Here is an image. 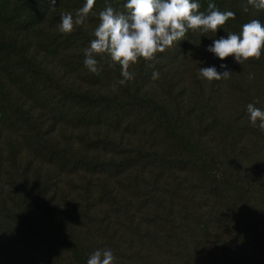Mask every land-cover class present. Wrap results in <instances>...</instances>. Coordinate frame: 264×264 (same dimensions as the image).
<instances>
[{
  "label": "trees",
  "instance_id": "trees-1",
  "mask_svg": "<svg viewBox=\"0 0 264 264\" xmlns=\"http://www.w3.org/2000/svg\"><path fill=\"white\" fill-rule=\"evenodd\" d=\"M193 2L235 19L189 29L120 84L119 63L94 54L93 73L84 50L99 12L127 0H95L71 33L60 16L86 0H0V264H87L98 249L114 264H264V131L247 113L264 110V51L242 65L207 51L264 9ZM221 64L230 78L200 77Z\"/></svg>",
  "mask_w": 264,
  "mask_h": 264
},
{
  "label": "clouds",
  "instance_id": "clouds-1",
  "mask_svg": "<svg viewBox=\"0 0 264 264\" xmlns=\"http://www.w3.org/2000/svg\"><path fill=\"white\" fill-rule=\"evenodd\" d=\"M50 2V8L54 7L56 0ZM247 3L264 9V0H247ZM94 4L95 0H86L85 5L77 10L75 18L71 12L62 13L60 32L71 33L75 26L83 25ZM199 7V3L193 0H127L124 5L126 12L117 11L111 5L106 6L98 14L100 22L93 33L95 38L84 50L85 67L99 74L94 54L107 53L113 62L121 65L124 79L119 83L124 84L134 78L128 70L131 64L141 58L152 60L157 52H164L175 41L182 40L189 29L216 33L230 18L235 19L233 11H220L211 3L207 15L198 11ZM244 11H248L247 6ZM207 51L214 53L220 60L231 56L241 65L249 59L258 60L264 51V24L253 19L243 24L238 34L227 32L226 38L214 40ZM220 68L225 71L218 72L216 67L199 68V75L210 81L230 78L232 72L227 65L221 64ZM247 113L252 126L264 131V110L249 103ZM114 262L115 257L110 249H98L87 260V264Z\"/></svg>",
  "mask_w": 264,
  "mask_h": 264
}]
</instances>
